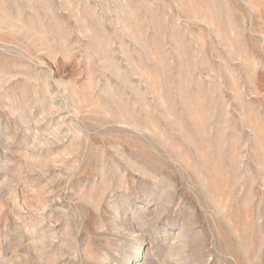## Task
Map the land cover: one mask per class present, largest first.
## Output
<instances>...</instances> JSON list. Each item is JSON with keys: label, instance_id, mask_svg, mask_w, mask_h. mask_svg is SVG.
<instances>
[{"label": "rangeland", "instance_id": "obj_1", "mask_svg": "<svg viewBox=\"0 0 264 264\" xmlns=\"http://www.w3.org/2000/svg\"><path fill=\"white\" fill-rule=\"evenodd\" d=\"M0 264H264V0H0Z\"/></svg>", "mask_w": 264, "mask_h": 264}]
</instances>
